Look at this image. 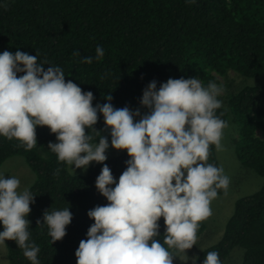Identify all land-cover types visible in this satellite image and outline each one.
I'll return each mask as SVG.
<instances>
[{
    "label": "trees",
    "instance_id": "obj_1",
    "mask_svg": "<svg viewBox=\"0 0 264 264\" xmlns=\"http://www.w3.org/2000/svg\"><path fill=\"white\" fill-rule=\"evenodd\" d=\"M98 45L104 49L99 60ZM5 50L60 66L66 81L93 93L94 106L106 103L104 97L110 94L115 108H139L143 114L147 109L139 101L153 80L159 87L169 78L198 77L207 86L229 71L246 78L263 74L264 0H0V52ZM88 56L93 57L91 64L82 62ZM226 105L228 110L221 107L216 114L226 122L229 112L235 118L236 157L263 184L235 203L221 239L198 255L197 264H203L209 251H218L223 263L238 246L244 250L241 264H264V82L243 87ZM94 128L108 136L102 115ZM92 135L98 142L99 136ZM36 137L37 146L28 149L0 136V166L21 156L35 174L27 219L30 239L40 248V264H76L75 250L93 223L87 211L107 203L95 188L103 165L91 166L84 176L70 175L66 162L48 148L56 142L55 134L38 126ZM127 159L124 150L104 163L118 179ZM207 163L219 167L215 145H210ZM217 191L222 194L223 188ZM67 206L73 218L66 235L52 242L43 213ZM159 224L163 241V218ZM203 230L199 224L197 238ZM5 243L9 264H31L15 241Z\"/></svg>",
    "mask_w": 264,
    "mask_h": 264
},
{
    "label": "clouds",
    "instance_id": "obj_2",
    "mask_svg": "<svg viewBox=\"0 0 264 264\" xmlns=\"http://www.w3.org/2000/svg\"><path fill=\"white\" fill-rule=\"evenodd\" d=\"M95 52L97 60L104 55L100 45ZM65 76L60 66L36 55L0 52V136L31 149L37 146L36 128L46 126L56 136L48 148L74 173L92 162L103 165L95 188L107 203L87 211L93 223L75 250L76 264H174L177 258L197 264L199 257L187 250L196 245L199 223L212 214L217 190L230 184L222 167L207 163L210 145L220 150L228 127L216 114L223 87L211 81L204 86L198 77L169 78L159 87L153 80L142 91V114L139 108H115L110 94L94 106L93 93ZM98 114L108 136L94 128ZM109 147L128 156L118 179L104 163ZM19 186L16 176L0 173V244L13 240L31 264H40L27 219L35 195ZM72 218L69 206L44 211L42 224L52 242L66 235ZM203 264H222L219 252L209 251Z\"/></svg>",
    "mask_w": 264,
    "mask_h": 264
},
{
    "label": "rangeland",
    "instance_id": "obj_3",
    "mask_svg": "<svg viewBox=\"0 0 264 264\" xmlns=\"http://www.w3.org/2000/svg\"><path fill=\"white\" fill-rule=\"evenodd\" d=\"M217 85L223 87L224 91L218 97L222 101V107L227 109V100L230 95L236 93L243 87H256L264 82V73L258 77L246 78L232 71H229L225 77L216 76ZM227 124L223 130L221 139V149L215 147L216 158L219 167L224 169V173L230 177L228 188L223 189L222 194L211 202L212 214L201 221L199 224L204 226L202 234L197 238L196 245L192 249L187 250V254L198 256L205 249L215 245L221 239L225 226L229 218L233 214L235 203L249 195L257 192L262 184L263 179L258 176L252 169L243 167L236 157V143L238 141V126L231 112L228 113ZM124 150H114L111 147L107 150V160L121 154ZM100 163L92 162L86 170L76 169L75 173L67 167L70 175H86L91 166ZM0 173L5 176H16L20 180L19 191L30 188L35 182V174L27 166L25 160L21 156H14L7 159L0 166ZM201 249V250H200ZM244 250L241 247H235L222 264H241ZM182 258V253L180 254ZM0 264H9L7 250L5 245L0 244ZM174 264H181L177 258ZM191 264V261L188 262Z\"/></svg>",
    "mask_w": 264,
    "mask_h": 264
}]
</instances>
